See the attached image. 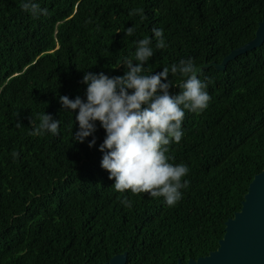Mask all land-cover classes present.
I'll use <instances>...</instances> for the list:
<instances>
[{
  "label": "trees",
  "instance_id": "obj_1",
  "mask_svg": "<svg viewBox=\"0 0 264 264\" xmlns=\"http://www.w3.org/2000/svg\"><path fill=\"white\" fill-rule=\"evenodd\" d=\"M32 2L47 15L0 0V264H105L124 252L127 264H177L217 250L264 169V44L225 71L198 74L211 99L202 112L185 109L183 137L168 146L169 162L189 168L172 207L163 197L115 191L101 167L105 130L97 121L93 136L74 141L78 110H65L59 97L86 101L85 72L123 76L146 37L154 55L144 75L180 60L221 63L255 38L264 0ZM134 9L143 12L130 15ZM153 27L163 30L165 48L155 47ZM168 79L179 94L186 78ZM44 113L60 121L59 135L29 134Z\"/></svg>",
  "mask_w": 264,
  "mask_h": 264
},
{
  "label": "clouds",
  "instance_id": "obj_2",
  "mask_svg": "<svg viewBox=\"0 0 264 264\" xmlns=\"http://www.w3.org/2000/svg\"><path fill=\"white\" fill-rule=\"evenodd\" d=\"M20 7L34 17L47 15V9H41L32 0H22ZM134 9L130 15L142 13ZM126 36H133L135 26L126 29ZM156 38L155 47H166L163 30L153 27ZM134 63L125 59L126 72L123 76L109 77L103 72L95 74L85 72L82 83L87 85L86 101L77 96L74 100L60 96L59 101L65 110L75 112L79 131L74 132V141L83 143L96 132V122L106 132L99 150L104 153L101 167L109 173V179L115 181V191L133 194L146 193L153 198L163 197L169 207L182 199L181 189L188 187L184 178L189 168L183 164L170 163L166 155L168 146L174 141L179 143L183 137L182 123L185 109L199 113L207 108L211 99L206 91L207 83L198 78V69L192 59L180 60L179 64L164 67L162 72L144 75L145 63L154 55L152 40L143 38L136 41ZM173 76L180 74L186 79L179 87L182 91L173 95ZM167 81V82H165ZM40 123L31 127L33 136L50 132L59 135L60 121L53 120L49 114H41ZM17 127L22 124L17 122ZM96 144L93 137L89 147ZM19 153L13 151L15 159ZM127 208L132 204L125 196L121 201Z\"/></svg>",
  "mask_w": 264,
  "mask_h": 264
},
{
  "label": "water",
  "instance_id": "obj_3",
  "mask_svg": "<svg viewBox=\"0 0 264 264\" xmlns=\"http://www.w3.org/2000/svg\"><path fill=\"white\" fill-rule=\"evenodd\" d=\"M264 44V20L260 22L253 40L233 50L221 63L206 62L200 71L211 67L225 71L228 64L238 56L257 49ZM128 252L115 255L105 264H127ZM177 264H264V169L249 186L241 209L226 222L225 235L217 250L188 263Z\"/></svg>",
  "mask_w": 264,
  "mask_h": 264
}]
</instances>
